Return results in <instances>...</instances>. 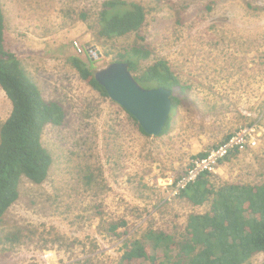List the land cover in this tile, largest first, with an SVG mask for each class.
Wrapping results in <instances>:
<instances>
[{
	"label": "rangeland",
	"instance_id": "obj_1",
	"mask_svg": "<svg viewBox=\"0 0 264 264\" xmlns=\"http://www.w3.org/2000/svg\"><path fill=\"white\" fill-rule=\"evenodd\" d=\"M105 1L0 0L5 48L43 98L66 112L62 125L43 131L52 157L46 181L23 178L0 220V264H118L124 244L149 230L181 240L188 217L209 204L193 206L163 182L240 127L264 131V0H126L146 11L141 31L99 39ZM135 47L151 52L139 71L163 59L188 88L162 136L144 135L71 64L89 56L95 72ZM10 112L0 89V128ZM211 182L264 184V132L257 147L221 163ZM263 261L258 254L246 264Z\"/></svg>",
	"mask_w": 264,
	"mask_h": 264
},
{
	"label": "trees",
	"instance_id": "obj_2",
	"mask_svg": "<svg viewBox=\"0 0 264 264\" xmlns=\"http://www.w3.org/2000/svg\"><path fill=\"white\" fill-rule=\"evenodd\" d=\"M145 22L146 11L141 4L107 0L99 12L97 37L112 39L138 33ZM4 36L0 5V89L11 103L10 115L0 128V220L18 201L23 178L36 185L46 181L52 157L42 144L43 131L48 125H62L66 119L63 106L45 100L19 59L5 48ZM150 54L144 47H135L118 54L115 62L126 63L131 73H137L133 77L141 87L170 91L172 112L181 104L188 88L163 59L139 71L140 62ZM71 64L89 87L108 97L94 78L89 56L87 63L73 58ZM170 120L169 117L159 136L167 132ZM203 156L204 153H199L194 158ZM212 177L213 174H201L178 194L193 206L209 204L204 214L188 217L181 240L162 231L149 230L142 239L124 244L118 264H246L256 255H264V184L226 183L214 188ZM121 226L125 223L111 224L108 228L115 233Z\"/></svg>",
	"mask_w": 264,
	"mask_h": 264
},
{
	"label": "water",
	"instance_id": "obj_3",
	"mask_svg": "<svg viewBox=\"0 0 264 264\" xmlns=\"http://www.w3.org/2000/svg\"><path fill=\"white\" fill-rule=\"evenodd\" d=\"M109 99L120 105L150 137H157L171 114V92L145 89L134 79L126 63L113 62L94 72Z\"/></svg>",
	"mask_w": 264,
	"mask_h": 264
},
{
	"label": "built area",
	"instance_id": "obj_4",
	"mask_svg": "<svg viewBox=\"0 0 264 264\" xmlns=\"http://www.w3.org/2000/svg\"><path fill=\"white\" fill-rule=\"evenodd\" d=\"M263 132L256 124L240 127L227 140L205 151L203 157L194 158L183 176L176 179H167L163 182V185L173 196H178L188 185L194 183L201 174H217L221 163L224 162L226 157L235 152L241 153L246 149L257 147Z\"/></svg>",
	"mask_w": 264,
	"mask_h": 264
}]
</instances>
